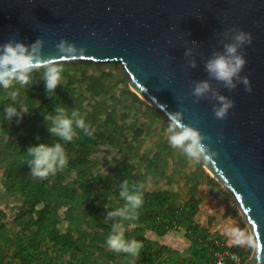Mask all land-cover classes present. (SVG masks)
Instances as JSON below:
<instances>
[{
	"label": "trees",
	"instance_id": "16d2710c",
	"mask_svg": "<svg viewBox=\"0 0 264 264\" xmlns=\"http://www.w3.org/2000/svg\"><path fill=\"white\" fill-rule=\"evenodd\" d=\"M103 65L114 72H103ZM61 66L64 71L55 94L46 90L44 69L33 72L30 86L0 88L1 185L6 195L17 200L10 220L0 212V264H214V252L226 248L223 239L211 236L194 220L200 204L198 187L208 180L216 184L204 173L202 164L186 173L189 162L167 143L164 131L168 122L161 121L163 116L155 109L147 108L146 126L137 115L131 119L133 106L143 102L127 89L128 78L119 80V73L125 74L118 63L76 61ZM120 84L123 89L109 103ZM16 89L15 106L27 110L19 123L15 117L6 120L4 112L13 103L8 92ZM57 104L69 111L78 109L92 135L77 129L71 142L60 141L69 163L41 180L31 176L26 151L59 140L50 134L44 118ZM147 135L153 145L143 149ZM99 149L109 155L108 161L96 154ZM178 178L185 194L172 188L179 184ZM124 179L130 184L151 182L156 186L162 181L167 187L145 188L138 220L131 227L126 222V238L143 242L137 257L116 253L106 245L114 221L105 218L108 210L124 203L119 197ZM178 230L184 231L189 243L185 256L147 236L151 233L162 238ZM226 249L240 255L241 264L246 262L239 248Z\"/></svg>",
	"mask_w": 264,
	"mask_h": 264
},
{
	"label": "water",
	"instance_id": "95a60500",
	"mask_svg": "<svg viewBox=\"0 0 264 264\" xmlns=\"http://www.w3.org/2000/svg\"><path fill=\"white\" fill-rule=\"evenodd\" d=\"M236 27L251 33L242 50L252 92L244 85L227 91L235 102L219 120L208 99L190 96L192 82L208 79L204 61L222 51L221 33ZM41 37L45 56L66 39L87 49L84 61L118 63L133 94L158 111L183 110L185 123L211 138L215 162H201L210 178L233 198L255 240L246 264H264V0H0V44ZM198 42V43H197ZM191 48L198 67H188Z\"/></svg>",
	"mask_w": 264,
	"mask_h": 264
},
{
	"label": "clouds",
	"instance_id": "9594fccd",
	"mask_svg": "<svg viewBox=\"0 0 264 264\" xmlns=\"http://www.w3.org/2000/svg\"><path fill=\"white\" fill-rule=\"evenodd\" d=\"M220 35L222 38L219 42L223 50L213 51L211 56L204 61V71L208 79L193 81L190 96L194 97L196 102L201 99L215 101L214 115L217 119L224 120L228 117L230 110L235 107V102L222 94L219 88L214 87L212 81H216L229 92L235 91L241 84L245 86L246 92H252L249 77L242 76L241 73L248 63L242 50L246 45L252 44L253 37L251 33L236 27L228 28ZM45 44L46 41L41 37L30 44L15 38L0 44V88L8 90L15 84L21 87L30 86L33 83V72L44 69L42 75L46 90L49 94H55L57 87L61 85L64 71L61 61L84 57L87 52L86 48H78L74 43L62 39L55 46L56 54L45 56L43 51ZM184 56L189 58V68L198 67L191 48L185 50ZM18 96V89L8 92V97L13 101L4 109L5 119L9 122L14 117L17 118V123L21 122L23 114L27 112L26 109L15 106ZM167 117L169 122L164 135L171 148L178 150L189 163L194 165L202 161L215 162L219 152L213 150L210 143L211 138L193 124L185 123L183 110L168 112ZM44 118L49 122L50 134L58 137L59 140L51 144L39 143L30 146L26 151L27 157L30 158L27 165L31 176L41 180L62 171L69 163L65 145L60 141L71 142L78 134L77 129L83 131L85 135H92L91 126L78 109L73 108L69 111L67 107L57 104L54 112L44 113ZM144 189L143 182L130 184L127 179H124L120 183L119 197L124 203L108 210L105 218L114 221L106 238L108 249L132 257L140 255L143 242L135 238L127 239L125 232L126 222L128 227H131L133 222L138 220L139 210L144 203ZM108 199H112V196L109 195ZM105 207L108 209L107 205ZM228 235L238 245L247 244L249 247H255L256 242L253 236L239 227L228 229Z\"/></svg>",
	"mask_w": 264,
	"mask_h": 264
},
{
	"label": "rangeland",
	"instance_id": "374dc122",
	"mask_svg": "<svg viewBox=\"0 0 264 264\" xmlns=\"http://www.w3.org/2000/svg\"><path fill=\"white\" fill-rule=\"evenodd\" d=\"M121 66L119 65V68ZM122 69V67H121ZM102 71L105 73L114 72V68L111 66H102ZM123 71V69H122ZM124 72V71H123ZM125 74V73H124ZM127 78L125 75H121L119 73V80H123ZM127 83V89L131 92ZM123 89V85L120 84L118 86V91L114 94L113 97L109 99V103L114 101L119 91ZM132 93V92H131ZM140 99V98H139ZM143 104L137 103L133 106L132 118L133 119L137 115L139 118V122L141 125H147L149 121L148 117V109L151 108L148 106L143 100L140 99ZM161 121H166L164 117L161 118ZM159 122V121H158ZM144 136L143 140V149L152 147V138ZM97 155H102L103 160L108 161L109 155L107 153H103L100 149L96 153ZM195 166L192 163H189L187 166V170L192 169L191 167ZM204 173L208 175V173L202 168ZM210 178V176L208 175ZM211 179V178H210ZM212 180V179H211ZM145 188L147 190L154 189H163L166 188L162 181H160L157 186L155 183L148 182L145 184ZM174 189H178L174 187ZM180 192V191H179ZM199 197L201 199V203L198 208V212L194 218L195 222L200 226L207 227L210 233H215L214 235L221 236L224 242V245L228 248H239L242 253L246 255V264L251 259V254L253 247H249L247 244H236L231 237L228 235V229L233 227H239L249 233V228L245 223V220L242 214L239 212L233 198L229 193H227L217 182L214 187H210L208 183L203 184L199 188ZM17 205V200L6 195L3 191L1 185V171H0V212H3L7 218L10 220L14 213V207ZM250 234V233H249ZM147 236L152 239L159 241L161 244L167 245L172 249L180 252L181 256H185L187 253V249L189 247V243L185 237V233L182 230L178 231H170L162 238H158L151 233H147ZM243 256V255H242ZM244 257V256H243Z\"/></svg>",
	"mask_w": 264,
	"mask_h": 264
},
{
	"label": "built area",
	"instance_id": "2783aa9c",
	"mask_svg": "<svg viewBox=\"0 0 264 264\" xmlns=\"http://www.w3.org/2000/svg\"><path fill=\"white\" fill-rule=\"evenodd\" d=\"M214 264H241L242 257L229 249H222L213 254Z\"/></svg>",
	"mask_w": 264,
	"mask_h": 264
},
{
	"label": "crops",
	"instance_id": "0c3cea01",
	"mask_svg": "<svg viewBox=\"0 0 264 264\" xmlns=\"http://www.w3.org/2000/svg\"><path fill=\"white\" fill-rule=\"evenodd\" d=\"M202 164V163H201ZM191 168H193V167H191ZM203 168V167H202ZM192 169H190L189 171L188 170H186V173L187 172H190ZM178 181H179V184H177V185H175V186H173L172 188H173V190L174 191H176V192H179L181 195L182 194H185V189H184V187H183V183H182V181H181V178H178ZM212 181H214V180H212ZM215 182V181H214ZM205 183H208L209 184V186L212 188V187H214L215 185H211V183H210V181L208 180V181H206V182H204V183H202L199 187H198V197H199V188L203 185V184H205ZM216 183V182H215ZM166 187V186H165ZM174 187H177L178 189H174ZM167 188V187H166ZM200 198V197H199ZM200 203H201V199H200ZM200 205V204H199ZM198 208H199V206H198ZM196 223V222H195ZM197 224V223H196ZM199 225V224H198ZM203 227V226H202ZM204 228H206L207 230H208V228L207 227H204ZM208 232H209V230H208ZM209 234L212 236H215L214 234L215 233H210L209 232ZM224 240V239H223ZM226 248H228V247H226ZM225 248V249H226Z\"/></svg>",
	"mask_w": 264,
	"mask_h": 264
}]
</instances>
